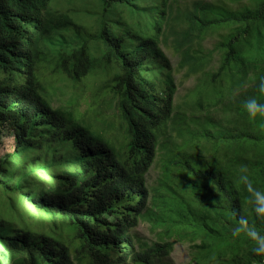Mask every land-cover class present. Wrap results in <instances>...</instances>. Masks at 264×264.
I'll return each mask as SVG.
<instances>
[{
  "label": "trees",
  "instance_id": "1",
  "mask_svg": "<svg viewBox=\"0 0 264 264\" xmlns=\"http://www.w3.org/2000/svg\"><path fill=\"white\" fill-rule=\"evenodd\" d=\"M184 67L196 84L181 106ZM260 76L264 0H0V139L15 140L0 155V264H160L172 236L198 242L196 264H264L245 234L264 218L239 179L264 191V117L242 107L264 102ZM58 79L74 90L54 107ZM84 98L117 110L120 138ZM146 219L162 228L149 243Z\"/></svg>",
  "mask_w": 264,
  "mask_h": 264
},
{
  "label": "rangeland",
  "instance_id": "2",
  "mask_svg": "<svg viewBox=\"0 0 264 264\" xmlns=\"http://www.w3.org/2000/svg\"><path fill=\"white\" fill-rule=\"evenodd\" d=\"M187 4V2H185ZM82 5L80 4L79 7ZM178 7L174 6L173 17L177 16ZM78 16V15H77ZM76 16V17H77ZM174 22L172 21V24ZM169 32H167L168 34ZM176 40L175 37L168 38L166 44H162L161 48L164 54L168 57L171 64L174 67H177L179 61H182L181 55H174L172 43ZM218 42V37L206 41L204 43V48L206 50H212L214 44ZM173 72L175 68L172 69ZM187 68L184 67L181 71L176 75L177 79V95H176V105H183V102L188 101L189 97L186 99L187 93L195 86L196 77L188 76ZM200 77V76H198ZM99 83L96 84L97 87H100L102 80H98ZM51 92V96L53 98L54 107H59L65 105V102L73 97L74 87L66 80L58 79V83L56 86H52L48 89ZM79 107L83 114H85L90 121L96 126L97 129H100L101 133H103L110 141H116L118 138L122 136V132H118V129L114 127L117 124V110L110 109L109 105H101L99 107H93L89 109V100L86 98L80 101ZM114 108V106H112ZM215 116L220 117V114H215ZM108 124L111 128H108ZM15 149V140L9 137H4L0 139V155H5L6 153L13 152ZM160 176V170L158 167L152 168L151 172L146 177L148 186L153 189L159 190L158 179ZM159 192V191H156ZM25 208V207H23ZM154 211H158L156 207H153ZM137 234L142 239V241L149 243L152 240H157V234L162 231V228L154 227L150 220H143L140 226L137 228ZM172 241H174V250L171 255L162 260L160 264H196L193 262V253L195 249L193 246L195 243L190 239H177L175 236L170 237Z\"/></svg>",
  "mask_w": 264,
  "mask_h": 264
},
{
  "label": "clouds",
  "instance_id": "3",
  "mask_svg": "<svg viewBox=\"0 0 264 264\" xmlns=\"http://www.w3.org/2000/svg\"><path fill=\"white\" fill-rule=\"evenodd\" d=\"M60 4L62 5V2ZM31 5H32V0H30V6ZM217 37H218V42H220L219 40L220 36L217 35ZM218 63H220V60L218 61ZM258 91L260 93H264V76L259 77ZM242 107L250 119H255L258 116L264 117V102L258 101L254 96L245 98L242 102ZM240 173H241L239 176L240 181L244 184L246 190L250 192V203L252 205L253 212L257 217L264 218V191H260L251 186L248 176L246 175V169L241 168ZM239 223L242 225H246L247 224L246 217L241 218ZM245 234L250 239L256 241V246L253 248V252L256 255L264 256V234L257 232L256 229L251 225H249L245 229Z\"/></svg>",
  "mask_w": 264,
  "mask_h": 264
}]
</instances>
